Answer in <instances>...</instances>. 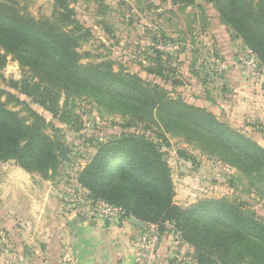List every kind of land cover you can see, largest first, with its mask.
<instances>
[{"label": "trees", "instance_id": "16d2710c", "mask_svg": "<svg viewBox=\"0 0 264 264\" xmlns=\"http://www.w3.org/2000/svg\"><path fill=\"white\" fill-rule=\"evenodd\" d=\"M170 1L186 7L197 0ZM203 1L216 10L219 23L232 38L252 50L258 68L264 67V0ZM51 5V19L36 18L18 0H0V69L10 58L22 72L20 79L0 85V162L13 160L43 177L70 163L58 155L64 141L47 132L52 124L20 95L63 122L78 116L67 105L81 97L129 115L135 123L151 121L158 129L150 131L155 136L147 132L148 123L132 130L128 121L119 125L118 132L94 140V152L76 173L84 199H101L119 207V221L133 217L157 224L160 236L172 231L192 249L188 258L192 264H264V219L225 197L176 204L172 168L163 150L169 145L165 134L179 136L236 167L264 195V146L204 107L180 95L171 96L160 84L127 72L123 66L114 69L111 59L83 62L86 56L79 50L91 35L90 29L76 18L71 0H52ZM158 50L154 66L147 71L162 78ZM168 69L173 74L176 71ZM18 105L26 117L14 108ZM177 154L195 160L186 151ZM175 259L170 260L172 264L182 263Z\"/></svg>", "mask_w": 264, "mask_h": 264}, {"label": "rangeland", "instance_id": "374dc122", "mask_svg": "<svg viewBox=\"0 0 264 264\" xmlns=\"http://www.w3.org/2000/svg\"><path fill=\"white\" fill-rule=\"evenodd\" d=\"M18 2L36 18L53 17L52 0ZM71 6L76 18L91 33L79 50L86 56L83 62L111 59L114 69L123 66L127 72L160 84L171 96L180 95L185 101L204 107L264 146V67L259 65L258 68L257 65L255 76L245 75L242 58L247 47L239 39L232 38L228 28L219 23L216 10L210 3L197 0L193 5L181 7L170 0H71ZM155 48L162 54V78L147 71L154 66ZM216 62L223 64V69H218L219 63ZM225 64L237 68L243 81L250 82L247 83L249 87L243 86L242 89L229 83L227 78L231 76L225 74ZM173 67L176 68L174 74L168 69ZM0 75L5 79L3 81L0 77L3 87L8 79H20L22 72L17 62L9 58L0 69ZM253 97L257 98L256 101ZM20 98L52 124L47 132L64 141L63 147L70 161L55 174L49 172L48 177L37 172L30 173L48 180L55 187L62 205L69 203L71 209L74 202L80 203L84 198L85 193L77 183L76 173L94 152V140L118 132L119 125L128 121L132 130L143 129L147 123L150 125L148 133L158 130L151 121L135 123L129 115L122 116L98 106L86 97L67 105L73 114H78L77 117L69 116L67 122L54 118L47 110L32 103L30 98L23 95ZM14 108L22 116H27L22 105ZM90 136L93 140L84 142V138L91 139ZM165 136L169 145L163 150L172 168L176 204L187 206L200 198L225 197L235 199L264 219L263 191L252 187L248 179L240 176L236 167L216 160L217 157L208 155L179 136ZM178 150L186 151L195 160H184L178 156ZM77 207V210L85 211L82 205ZM187 247L191 254L192 249ZM184 251L178 253L180 256L175 259L176 262L181 260L183 264H192L188 259L190 254H184ZM13 254L1 251L0 264H15Z\"/></svg>", "mask_w": 264, "mask_h": 264}, {"label": "crops", "instance_id": "0c3cea01", "mask_svg": "<svg viewBox=\"0 0 264 264\" xmlns=\"http://www.w3.org/2000/svg\"><path fill=\"white\" fill-rule=\"evenodd\" d=\"M225 67L229 83L249 87L237 68ZM77 208L63 206L48 180L13 160L0 162V252L14 253L15 264H135L131 241L141 228L135 218L107 221ZM188 249L172 231L162 234L154 264Z\"/></svg>", "mask_w": 264, "mask_h": 264}, {"label": "built area", "instance_id": "2783aa9c", "mask_svg": "<svg viewBox=\"0 0 264 264\" xmlns=\"http://www.w3.org/2000/svg\"><path fill=\"white\" fill-rule=\"evenodd\" d=\"M159 48L162 47L159 46ZM216 63H219L217 65L218 69H223V64H220V62ZM257 63L255 54L251 49L246 48L245 55L242 58L243 71L246 76L251 77L256 75L258 69ZM81 200L80 203L76 204L82 205V209L84 208L89 216L107 221H119L121 216V209L119 207L101 199L94 202L84 198ZM159 241L160 235L157 224L143 223L139 232L135 234L131 241L135 264H154Z\"/></svg>", "mask_w": 264, "mask_h": 264}, {"label": "water", "instance_id": "95a60500", "mask_svg": "<svg viewBox=\"0 0 264 264\" xmlns=\"http://www.w3.org/2000/svg\"><path fill=\"white\" fill-rule=\"evenodd\" d=\"M238 60V59H237ZM58 155L61 159H64V160H68V156L66 155V149L64 147H62L59 152H58ZM136 224L141 227L143 225V222L139 221L136 219Z\"/></svg>", "mask_w": 264, "mask_h": 264}]
</instances>
